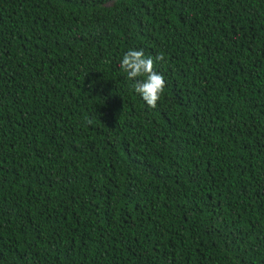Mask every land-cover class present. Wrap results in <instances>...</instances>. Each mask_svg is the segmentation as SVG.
I'll use <instances>...</instances> for the list:
<instances>
[{"label":"trees","instance_id":"trees-1","mask_svg":"<svg viewBox=\"0 0 264 264\" xmlns=\"http://www.w3.org/2000/svg\"><path fill=\"white\" fill-rule=\"evenodd\" d=\"M0 264H264V0H0Z\"/></svg>","mask_w":264,"mask_h":264},{"label":"clouds","instance_id":"clouds-1","mask_svg":"<svg viewBox=\"0 0 264 264\" xmlns=\"http://www.w3.org/2000/svg\"><path fill=\"white\" fill-rule=\"evenodd\" d=\"M157 61L163 60V54L157 55ZM119 67L129 79L135 80L134 91L140 95L147 106L155 108L165 89L162 74L154 67V60L145 57L143 50H128L124 53Z\"/></svg>","mask_w":264,"mask_h":264}]
</instances>
